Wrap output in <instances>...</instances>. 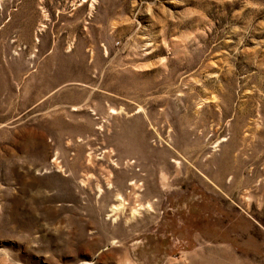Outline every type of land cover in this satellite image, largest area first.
I'll use <instances>...</instances> for the list:
<instances>
[{
    "label": "rangeland",
    "instance_id": "obj_1",
    "mask_svg": "<svg viewBox=\"0 0 264 264\" xmlns=\"http://www.w3.org/2000/svg\"><path fill=\"white\" fill-rule=\"evenodd\" d=\"M264 264V0H0V264Z\"/></svg>",
    "mask_w": 264,
    "mask_h": 264
},
{
    "label": "bare ground",
    "instance_id": "obj_2",
    "mask_svg": "<svg viewBox=\"0 0 264 264\" xmlns=\"http://www.w3.org/2000/svg\"><path fill=\"white\" fill-rule=\"evenodd\" d=\"M84 264H91L90 262H84Z\"/></svg>",
    "mask_w": 264,
    "mask_h": 264
}]
</instances>
